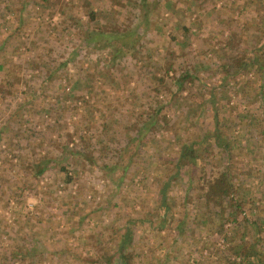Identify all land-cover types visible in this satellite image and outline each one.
Listing matches in <instances>:
<instances>
[{
    "label": "rangeland",
    "instance_id": "rangeland-1",
    "mask_svg": "<svg viewBox=\"0 0 264 264\" xmlns=\"http://www.w3.org/2000/svg\"><path fill=\"white\" fill-rule=\"evenodd\" d=\"M85 1L0 0V264H120V244L131 264H234L230 247L240 237L264 245V72L254 59L264 56V0H173L171 8L93 0L96 19ZM127 24L140 29L135 52L112 59L110 47L85 42L87 27ZM219 51L245 63L225 86ZM186 62L194 86L185 81L173 98L171 77ZM209 92L221 104L231 158L222 152L191 181L173 179L163 217L158 188L176 136L198 139L211 127ZM190 108L193 124L184 118ZM156 110L158 123L135 146L132 135ZM122 147L129 166L111 172ZM223 165L243 209L234 210L237 223L197 198L209 166Z\"/></svg>",
    "mask_w": 264,
    "mask_h": 264
},
{
    "label": "trees",
    "instance_id": "trees-1",
    "mask_svg": "<svg viewBox=\"0 0 264 264\" xmlns=\"http://www.w3.org/2000/svg\"><path fill=\"white\" fill-rule=\"evenodd\" d=\"M43 2H48L49 0H40ZM54 1V0H52ZM123 1L125 7L127 6H136L139 7L142 5H145L147 0H139V3L137 1H131V0H121ZM93 0H86L85 4L90 9V18L96 19L94 16V10H93ZM173 4V0H164V6L171 8ZM145 8L146 6H143L141 8L142 14H145ZM213 9V10H212ZM214 7L210 8V10L205 12V16L203 19L204 24H209L212 14L214 11ZM98 21V20H97ZM98 24V22H97ZM136 25H139L137 23ZM133 25L134 27L130 28V24L125 25L123 28L124 30L118 31V30H103L96 28H89L86 30L87 38L85 39V42H94L98 44V46L105 45L107 47H110L113 49L112 53V59L116 58L117 56H120L124 54V52L127 50L129 52H135L137 46H141L142 38L140 36V32L138 29V26ZM182 27V26H181ZM180 27V28H181ZM182 29L187 33L190 28L189 27H182ZM218 59L220 60L218 63V67L221 68L220 71V82L222 84L227 85L229 83L228 78L232 77L234 75L239 74V67L242 68L245 66V63L239 59L236 54L232 53L231 51L227 52H220L216 53ZM256 62H259L260 69L264 72V56L262 59L259 57L254 58ZM253 66L255 64L252 62ZM194 66L189 64V62H186V64L180 69L179 72H176L175 75H172L171 78H173V83L175 85V92L171 94V97L181 96V92L184 88L183 84L185 81H188L189 86H194L195 81V75L193 73ZM155 76V75H153ZM156 78V77H154ZM158 79V78H156ZM158 81H161L158 79ZM260 85V89L257 93V98L259 99V107L264 106V95L260 92L264 88V83L262 81H258ZM210 93V92H209ZM209 98L211 99V108L213 111V121L212 125L209 129H204L203 134L200 135L198 139H184L181 137L176 136L178 149L177 153L174 158L173 165L168 169V171L165 173L164 178L165 180L162 181L161 186L158 188V193L160 197L158 198L159 207L161 209V214L163 217L166 215L167 210H169V205L166 203L167 197H168V190L170 188V185L173 182V179L175 181L179 179V177L184 175L186 173L188 175V180L191 181L190 177L195 172V168L197 166L201 167V170L204 171V166L211 165V161L214 159V157L217 154H221L224 152L226 157L228 159L231 158V140L223 135L221 125L223 121L219 120V112L221 110V104L217 102V98L213 94H209ZM208 100V99H207ZM203 103H199L198 107H202ZM158 110H156L150 119L146 120L145 123L138 129V131L135 132L134 135H132L133 142L135 141V146H138L143 139V135L146 134L152 126V124L158 123V120L156 118V113ZM195 109L190 108L187 110L186 114H184V118L187 120H190L193 124L195 122L194 120L190 119L192 116H195ZM112 139L116 138L115 133H113ZM131 143V137L128 139V143ZM198 144V146H197ZM200 146V147H199ZM122 153H120V158L118 159V162L113 163L111 167H109L111 172H114L116 169H119L120 171L125 172L126 169L129 166V159H127V155L125 154V148L120 149ZM119 150V151H120ZM130 156V155H128ZM123 157V158H122ZM209 158V159H208ZM208 159V160H207ZM213 163V162H212ZM45 165L42 166L41 169L38 170V173H41L44 171ZM216 168V171L215 169ZM209 166L208 171L209 173L204 175V189H202L200 196L197 197L199 201L204 205L206 208H213L215 214L220 215L225 209L226 210V217L223 220H230L233 223L236 222V218L232 215L234 214V210H240L242 207H240L239 201L235 198V183L232 180L230 167L223 165L222 167L218 168V166ZM60 172L66 176V170L64 166H60ZM69 179L70 177H66ZM231 209V210H230ZM204 213V211L202 212ZM208 215L210 213H207ZM220 217V216H219ZM165 220L162 221L159 228L163 227ZM223 224L221 225V227ZM234 235V233H232ZM124 240L129 243L131 241L130 236L132 237V228L130 225L127 224L126 231L124 233ZM257 240H261L260 238ZM257 240L254 242H251L249 240H244L243 237H240L238 240L235 241L234 245L230 247L232 254H234L235 257H237L239 260L235 261L232 260L231 263L234 264H264V245L256 246ZM30 250H25V253L32 259H34L35 251L33 248H30ZM116 252L118 253V257L120 260V264H131L132 261V253H127L128 251L124 250V246L120 244V246H117ZM15 258V257H14ZM14 258H10L8 261H11ZM35 260V259H34Z\"/></svg>",
    "mask_w": 264,
    "mask_h": 264
}]
</instances>
